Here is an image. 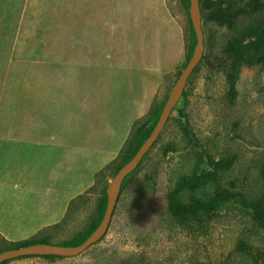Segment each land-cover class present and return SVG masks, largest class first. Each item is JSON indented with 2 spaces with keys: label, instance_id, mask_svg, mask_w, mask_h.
I'll list each match as a JSON object with an SVG mask.
<instances>
[{
  "label": "crops",
  "instance_id": "obj_1",
  "mask_svg": "<svg viewBox=\"0 0 264 264\" xmlns=\"http://www.w3.org/2000/svg\"><path fill=\"white\" fill-rule=\"evenodd\" d=\"M30 5L43 9L22 22L10 52V65L16 56L28 67L19 86L6 80L0 126V236L14 241L65 215L187 59L168 0Z\"/></svg>",
  "mask_w": 264,
  "mask_h": 264
},
{
  "label": "rangeland",
  "instance_id": "obj_2",
  "mask_svg": "<svg viewBox=\"0 0 264 264\" xmlns=\"http://www.w3.org/2000/svg\"><path fill=\"white\" fill-rule=\"evenodd\" d=\"M30 2L0 0V126L6 80L19 86L22 68L28 67L16 56L10 65V52L22 22L43 9H32ZM238 4L225 0L222 7L236 13ZM168 5L184 27L188 49L192 42L190 9L184 0H168ZM201 7L204 55L158 139L124 179L108 231L76 256L14 258L7 264H264V229L239 204H227L206 226L180 222L168 211L172 189L183 176L209 168V154L220 161L221 175L216 183L199 189L200 196L217 190L243 191L264 202V64L252 60L264 48V39L239 32L249 19L245 12L238 13L237 29L207 19L210 6L201 3ZM232 44L245 59L228 71L218 58ZM179 71L158 93L155 108L166 101ZM28 74L30 83L35 82V71ZM121 151L70 202L68 214L55 218L64 223L55 241L74 239L98 220L108 184L123 160ZM42 221L40 216L29 217V223L36 226ZM5 242L0 236V248Z\"/></svg>",
  "mask_w": 264,
  "mask_h": 264
},
{
  "label": "trees",
  "instance_id": "obj_3",
  "mask_svg": "<svg viewBox=\"0 0 264 264\" xmlns=\"http://www.w3.org/2000/svg\"><path fill=\"white\" fill-rule=\"evenodd\" d=\"M200 1L203 5L210 6L209 12H205V17L207 19L215 20L231 27L236 26L237 28V26L239 25L238 13L245 12V15H248L249 19L246 21L245 26L241 30H239V32L244 30L243 32L247 31L255 35L257 38L264 39V0H230L231 5L239 3L237 7L238 12L236 13L232 12L228 7H222V4L225 0H214L212 1V3H207V0ZM184 3L186 7L190 9L191 1L184 0ZM191 37L192 42L189 48L187 49V59L182 67L183 69L191 59L195 46L197 44V35L193 27V23ZM244 59L245 58L243 53L238 51L235 45L232 44L221 54V56L218 58V62L220 65L226 67L229 71L231 66L235 64L237 65L238 62ZM252 60L260 61L264 64V48L261 49V51H259L257 55H253ZM181 72L182 71L180 70L178 73L179 76ZM165 102H163L162 105L157 108H155L156 103H154L150 111L146 114V116H144L135 124L130 136L128 137L122 149L124 150V154L122 156L123 160L117 165L115 174L126 162H128L136 154L143 142L149 137L160 118ZM180 112L182 113V115H186L183 113V110H180ZM208 164L210 165V167L207 169H203L201 171H194L191 174L183 176L182 179L172 189L168 198V211L170 215L174 219L183 223L196 221L198 225L206 226L214 217L218 215V213L224 206L229 203H237L243 209L251 211L256 223L264 229V202L261 198H252L243 191L217 190L214 193L205 197L200 196L198 194L199 189L205 188L208 185L216 183L217 180L220 178V161L216 160L213 156L209 154ZM107 202L108 195L106 191L103 203L100 207V215L98 217V220L92 224L88 231L80 234L74 239L68 241H55L54 235L62 231L64 228V223L62 221H59L39 230L35 235L31 236L30 238L16 241L8 240L5 238L6 242L0 248V252L5 249L18 248L21 246L39 242L60 243L64 245L80 244L90 236V234L99 226V224L103 220L107 208ZM66 217L67 215L64 217V219ZM35 256L49 259H62L66 257L55 254H49L27 255L18 258ZM11 260L12 259H8L2 262L1 264H7Z\"/></svg>",
  "mask_w": 264,
  "mask_h": 264
},
{
  "label": "water",
  "instance_id": "obj_4",
  "mask_svg": "<svg viewBox=\"0 0 264 264\" xmlns=\"http://www.w3.org/2000/svg\"><path fill=\"white\" fill-rule=\"evenodd\" d=\"M190 1V16L197 35V44L195 46L193 55L185 66V68L182 70L177 81L175 82L165 102V105L163 107L160 118L155 128L153 129L149 137L143 142L136 154L118 170V172L112 177L111 181L109 182L107 187V208L103 220L101 221L99 226L90 234V236L84 242L76 245L39 242L34 244H28L18 248L5 249L0 252V264L8 259H14L27 255L55 254L66 257L76 256L91 247L97 241H99L102 236L108 231L113 213L120 197L121 186L124 179L138 167L143 157L158 139L166 123L168 122L172 111L180 100L190 75L198 66L204 55L205 33L203 28L201 1Z\"/></svg>",
  "mask_w": 264,
  "mask_h": 264
}]
</instances>
